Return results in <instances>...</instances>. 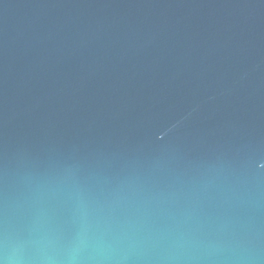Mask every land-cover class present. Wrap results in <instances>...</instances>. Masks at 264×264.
Instances as JSON below:
<instances>
[{"label":"water","instance_id":"95a60500","mask_svg":"<svg viewBox=\"0 0 264 264\" xmlns=\"http://www.w3.org/2000/svg\"><path fill=\"white\" fill-rule=\"evenodd\" d=\"M0 264H264V0H0Z\"/></svg>","mask_w":264,"mask_h":264}]
</instances>
